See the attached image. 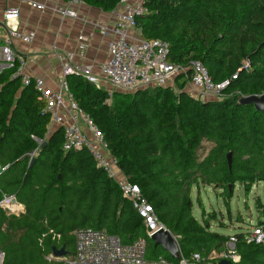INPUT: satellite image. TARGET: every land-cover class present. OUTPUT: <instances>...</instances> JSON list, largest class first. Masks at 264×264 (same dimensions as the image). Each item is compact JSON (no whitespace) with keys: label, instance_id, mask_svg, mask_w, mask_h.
Segmentation results:
<instances>
[{"label":"trees","instance_id":"1","mask_svg":"<svg viewBox=\"0 0 264 264\" xmlns=\"http://www.w3.org/2000/svg\"><path fill=\"white\" fill-rule=\"evenodd\" d=\"M83 2L112 11L118 0ZM147 7L138 21L142 39L167 42L174 64L197 60L215 83L228 81L222 97L201 100L183 87H157L114 92L107 103L105 90L73 75L66 77L68 90L102 133L120 175L139 187L185 257L226 251L233 238L239 260L231 264H264V243H247L246 231H210L204 215L201 223L193 217L191 200L193 187H214L226 205L236 184L246 192L258 183L264 188V110L241 103L264 96V0H150ZM11 74L0 73V166H7L0 198L14 196L24 210L0 208L2 264H64L48 257L52 247L73 256L78 228L105 230L123 244L145 236L143 220L118 185L84 149L64 153L60 132L29 167L49 116L34 88ZM203 143L212 147L201 158ZM256 226L264 233V221ZM159 256L179 264L148 239L147 261Z\"/></svg>","mask_w":264,"mask_h":264},{"label":"built area","instance_id":"2","mask_svg":"<svg viewBox=\"0 0 264 264\" xmlns=\"http://www.w3.org/2000/svg\"><path fill=\"white\" fill-rule=\"evenodd\" d=\"M8 2L15 0H6ZM29 8L39 12L47 9L44 4L34 0H18ZM150 0H118L113 10L114 23L112 35L107 42V61L101 66V74L111 86L106 90V102L110 103L114 91L124 93L136 92L148 87H164L173 77L180 75L189 77L195 97L220 99L229 85L228 81L215 83L207 68L197 60H188L186 65H177L168 60L169 45L162 40L144 41L136 39L133 33L140 30L138 21L148 14L147 4ZM83 4L82 0H68L55 8V12L62 18L76 19L77 9ZM15 10V16L6 15ZM20 10L15 6H7L0 19V63L5 69L12 70L10 79H20L23 87H33L38 98L44 103L43 112L49 120L60 127L62 132L61 149L64 153L84 149L101 168L109 179L117 183L121 195L129 201L132 208L143 220L145 236L138 237L128 244H123L120 238L105 230L94 228H78L73 232L74 253L72 259L64 264H172L162 256L153 262L146 259L147 240L158 232L172 234L161 224L152 208L144 198L136 184L122 177L117 168L116 159L107 149L102 133L92 122L89 115L77 105L68 93L67 76H80L96 89H101L98 79L93 75L92 68L74 67L71 65L72 55H68L62 65L63 79L57 91H51L37 76L25 73L26 60L14 47L15 42L29 44L35 39L33 31H23L19 28ZM79 49L84 48L85 40L78 38ZM235 79L236 77H232ZM30 154L29 157H33ZM7 166H0V173ZM15 206L14 196H2L0 208L9 213L20 212ZM59 238V236H57ZM178 239L177 237H175ZM234 239L230 238L226 250L231 263L239 260L235 252ZM247 243H264V233L256 225L250 226L245 232ZM2 254V253H0ZM3 257V255H2ZM55 257L50 255L48 260ZM179 264H206L198 253L190 256L189 260L181 259Z\"/></svg>","mask_w":264,"mask_h":264},{"label":"crops","instance_id":"3","mask_svg":"<svg viewBox=\"0 0 264 264\" xmlns=\"http://www.w3.org/2000/svg\"><path fill=\"white\" fill-rule=\"evenodd\" d=\"M34 1L44 4L47 10L45 12L33 10L26 4H21L18 0L10 2L0 0V19L3 10L7 6L18 7L20 10V30L26 32L33 31L35 33L34 41L29 44L14 43L16 50L26 60L25 73L40 77L47 89L57 91L63 79L62 65L64 60L68 55H72V66H90L93 75L99 81L101 90H110L111 86L101 74V66L108 59L107 42L112 35V26L114 23L113 10L118 8L117 4L112 11H104L96 6L83 2L77 9V18L69 19L62 18L55 12L57 6L62 5L68 0ZM133 32L131 33L136 36V39H142L141 30L136 31L137 33ZM79 37H83L85 40L83 49H79ZM3 70H5V66L0 63V73ZM186 92L191 94L193 90ZM68 93L70 94L69 90ZM59 132L62 137L60 127L49 120L44 140L39 141L35 139L39 144L38 148L31 152H35L33 156L35 159L38 157V153L47 145V141ZM43 143L45 145L41 148ZM28 159V163L30 164L31 158L29 157ZM15 207L20 212L24 210V207L18 202ZM2 260L3 257L0 264H2Z\"/></svg>","mask_w":264,"mask_h":264},{"label":"rangeland","instance_id":"4","mask_svg":"<svg viewBox=\"0 0 264 264\" xmlns=\"http://www.w3.org/2000/svg\"><path fill=\"white\" fill-rule=\"evenodd\" d=\"M181 77L180 75L173 77L163 88H169L174 92H177L182 87L185 91L193 90L194 88H192L191 82ZM154 88L155 87H148L138 91H149ZM130 93L133 94L135 92ZM211 147L212 144L203 143V148L199 151L200 157H204ZM191 200L193 217L201 223L203 221L202 216L204 215V220L207 221L210 231L212 232L224 235L243 233L250 226L256 225L259 221H264V188L261 183L252 186L249 192H246L242 186L236 184L227 205L221 195V191L210 186H200L198 189L193 187L191 190ZM211 213L215 214L216 219L212 218V220L210 218L209 215ZM172 236L174 237L173 234ZM226 249L230 250L231 247L227 246ZM165 252L178 259V263L181 259L189 260L190 258L185 257L180 252L178 239L175 237L173 243L169 245ZM202 258H204L206 264H219L221 260L230 261L226 251H211L206 257ZM71 259L72 256H64L61 258H54L53 260H61L67 263Z\"/></svg>","mask_w":264,"mask_h":264},{"label":"water","instance_id":"5","mask_svg":"<svg viewBox=\"0 0 264 264\" xmlns=\"http://www.w3.org/2000/svg\"><path fill=\"white\" fill-rule=\"evenodd\" d=\"M241 103L245 104V105H253L257 110H264V96L246 97V98L241 99ZM44 145H45V143H43L41 148H43ZM33 153H31V154H33ZM35 160L36 159L34 157H31L29 167L32 166V164L35 162ZM227 162H228V165L230 166V164H231L230 154L227 155ZM229 189H230V187H229ZM151 241L154 243L155 247L160 246L163 250L166 251V249L169 247V245L173 243V238L170 236L169 233L160 231V232L156 233L151 238ZM52 253H53V256L55 258H61V257H64L66 255V252L64 251L63 247H60L59 249L56 247H52ZM1 259H2V254H0V262H1ZM219 264H231V262L226 261V260H221V261H219Z\"/></svg>","mask_w":264,"mask_h":264},{"label":"clouds","instance_id":"6","mask_svg":"<svg viewBox=\"0 0 264 264\" xmlns=\"http://www.w3.org/2000/svg\"><path fill=\"white\" fill-rule=\"evenodd\" d=\"M6 15L15 16V10H13L11 13H6Z\"/></svg>","mask_w":264,"mask_h":264}]
</instances>
